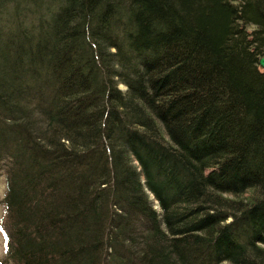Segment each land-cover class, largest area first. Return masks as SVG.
Wrapping results in <instances>:
<instances>
[{"label":"trees","instance_id":"1","mask_svg":"<svg viewBox=\"0 0 264 264\" xmlns=\"http://www.w3.org/2000/svg\"><path fill=\"white\" fill-rule=\"evenodd\" d=\"M263 54L264 0H0V264H264Z\"/></svg>","mask_w":264,"mask_h":264},{"label":"rangeland","instance_id":"2","mask_svg":"<svg viewBox=\"0 0 264 264\" xmlns=\"http://www.w3.org/2000/svg\"><path fill=\"white\" fill-rule=\"evenodd\" d=\"M118 87L121 89L126 88L125 85L121 84V83L118 85ZM4 191H5L4 178H3V176H0V199L3 197ZM247 195L248 194H244V197H247ZM230 197H232V196H230ZM154 208H156L158 211H160L159 206L156 202H154ZM2 216H3V206H2V204H0V221H1ZM3 254H4V237L0 231V257H3Z\"/></svg>","mask_w":264,"mask_h":264},{"label":"water","instance_id":"3","mask_svg":"<svg viewBox=\"0 0 264 264\" xmlns=\"http://www.w3.org/2000/svg\"><path fill=\"white\" fill-rule=\"evenodd\" d=\"M258 65L264 68V54L258 58Z\"/></svg>","mask_w":264,"mask_h":264}]
</instances>
